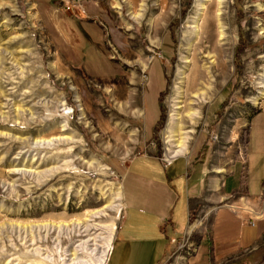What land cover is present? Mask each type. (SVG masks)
<instances>
[{"label": "rangeland", "instance_id": "obj_1", "mask_svg": "<svg viewBox=\"0 0 264 264\" xmlns=\"http://www.w3.org/2000/svg\"><path fill=\"white\" fill-rule=\"evenodd\" d=\"M132 1L0 0V264H105L125 166L166 157L197 0ZM223 9L229 76L203 104L186 154L189 175L203 181L205 212L194 218L203 224L164 264L192 254L210 228L207 210L232 203L220 200L219 180L242 159L249 114L264 99V0ZM59 135L69 139L49 142ZM252 254L264 264V238Z\"/></svg>", "mask_w": 264, "mask_h": 264}, {"label": "crops", "instance_id": "obj_2", "mask_svg": "<svg viewBox=\"0 0 264 264\" xmlns=\"http://www.w3.org/2000/svg\"><path fill=\"white\" fill-rule=\"evenodd\" d=\"M248 119L242 159L219 180L220 200L232 203L207 210L210 228L195 250L177 254L169 264L253 263L252 253L264 238V99ZM186 154L168 164L150 154L129 160L121 180L123 216L106 264H164L177 241L202 226L194 218L205 212L203 181L189 175Z\"/></svg>", "mask_w": 264, "mask_h": 264}, {"label": "bare ground", "instance_id": "obj_3", "mask_svg": "<svg viewBox=\"0 0 264 264\" xmlns=\"http://www.w3.org/2000/svg\"><path fill=\"white\" fill-rule=\"evenodd\" d=\"M122 1L127 2L130 6L133 5L132 0ZM224 3L225 0H197L191 20L186 25L188 36L182 45L188 51L192 50V56L191 59L182 56L181 63L184 66L178 67L176 72L175 93L172 97L168 123L165 127V151L167 152L165 158L167 159L185 155L188 152L189 141L192 138L191 134L194 132V126L201 116L203 104L212 97L215 86L220 82H224L226 77L229 76L230 70L228 67L230 65L228 66L229 59L227 57L228 46L231 44V32L227 25V15L223 9ZM116 5V8L122 9L118 2H116ZM129 14L135 20L141 16L132 12H129ZM190 63L191 66L187 68ZM186 68L188 69L187 72H185ZM261 88H264V81ZM263 93L264 91L261 95ZM68 139V136L59 135L49 139V142L52 143L56 140L67 142ZM121 196V191L118 189L116 199L120 201ZM117 206L120 208L122 202H118ZM111 230L114 231L113 226ZM112 235L109 236L106 246L108 253L112 246Z\"/></svg>", "mask_w": 264, "mask_h": 264}, {"label": "built area", "instance_id": "obj_4", "mask_svg": "<svg viewBox=\"0 0 264 264\" xmlns=\"http://www.w3.org/2000/svg\"><path fill=\"white\" fill-rule=\"evenodd\" d=\"M174 158H176V157H174ZM174 158L167 159V158H165L164 155H163L162 157H160V159L162 160V162L165 163V164L170 163L171 161L174 160ZM234 209H236V208H234ZM194 250H195V249H194ZM110 251H111V250H110ZM110 251H109V253H110ZM109 253H108V256H109ZM108 256H107V258H108ZM107 258H106V262H107ZM105 264H106V263H105Z\"/></svg>", "mask_w": 264, "mask_h": 264}]
</instances>
